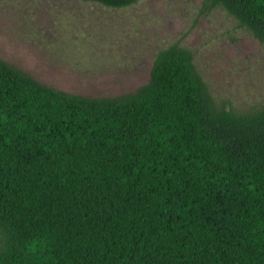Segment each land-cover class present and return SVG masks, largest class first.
Instances as JSON below:
<instances>
[{"label": "trees", "instance_id": "16d2710c", "mask_svg": "<svg viewBox=\"0 0 264 264\" xmlns=\"http://www.w3.org/2000/svg\"><path fill=\"white\" fill-rule=\"evenodd\" d=\"M204 6L264 43V0ZM0 264H264V107L219 106L179 44L113 98L0 58Z\"/></svg>", "mask_w": 264, "mask_h": 264}, {"label": "rangeland", "instance_id": "374dc122", "mask_svg": "<svg viewBox=\"0 0 264 264\" xmlns=\"http://www.w3.org/2000/svg\"><path fill=\"white\" fill-rule=\"evenodd\" d=\"M191 50L219 106L264 107V43L204 0H0V58L71 94L113 98L150 79L156 53Z\"/></svg>", "mask_w": 264, "mask_h": 264}]
</instances>
